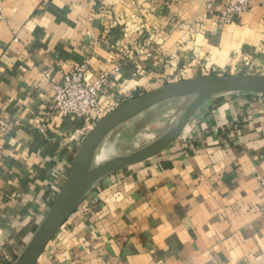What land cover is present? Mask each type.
<instances>
[{"label":"crops","instance_id":"1","mask_svg":"<svg viewBox=\"0 0 264 264\" xmlns=\"http://www.w3.org/2000/svg\"><path fill=\"white\" fill-rule=\"evenodd\" d=\"M228 2L1 0L0 264L18 261L111 108L179 70L206 76L197 58L211 52L213 70L264 75V0L224 24ZM116 60L87 118L44 117L64 74L86 63L96 77ZM98 147L82 200L36 264H264V95L172 99Z\"/></svg>","mask_w":264,"mask_h":264},{"label":"water","instance_id":"2","mask_svg":"<svg viewBox=\"0 0 264 264\" xmlns=\"http://www.w3.org/2000/svg\"><path fill=\"white\" fill-rule=\"evenodd\" d=\"M225 92L264 94V76L200 77L170 84L135 98L104 117L84 139L60 192L15 264H36L56 232L73 214L86 192L90 160L102 140L113 129L172 99L206 97ZM110 164L107 162L105 166Z\"/></svg>","mask_w":264,"mask_h":264},{"label":"built area","instance_id":"3","mask_svg":"<svg viewBox=\"0 0 264 264\" xmlns=\"http://www.w3.org/2000/svg\"><path fill=\"white\" fill-rule=\"evenodd\" d=\"M249 8V0H229L227 7L219 11L217 17L220 22L230 24ZM207 11H211L210 5L207 6ZM119 70L120 66L115 64L113 70L93 77L86 63L74 67L69 73L63 75L60 85L53 87L54 101L44 117L48 118L58 112L63 116L76 119L87 118L92 111L99 108V97L104 93L108 83L118 76ZM258 183L264 194V174L258 176Z\"/></svg>","mask_w":264,"mask_h":264},{"label":"rangeland","instance_id":"4","mask_svg":"<svg viewBox=\"0 0 264 264\" xmlns=\"http://www.w3.org/2000/svg\"><path fill=\"white\" fill-rule=\"evenodd\" d=\"M145 43V42H144ZM146 44V46H147V43H145ZM146 50V49H145ZM145 58H151L152 57V54L150 53V52H144L143 54H142ZM216 54H214V53H209V54H207L205 57H199V59L197 58V60H199V62L200 61H202V62H204V69H206V68H208L207 70H206V72H205V74H203V75H206V76H199V77H196L197 75H196V73H192V71H191V68L190 67H188L187 69H189V73H191V74H189L188 73V71L187 72H185V70H179V71H177L176 73H174L173 75H169V77H165V78H163V80H162V78H160L159 80H158V82H154V83H156L157 85H154V86H152V87H148V86H145V87H143V88H141V90H140V93L139 94H137V96L136 97H134L133 99H135V98H138V97H140V96H142V95H144V94H146V93H149V92H152V91H155V90H157V89H160V88H162V87H165V86H167V85H170V84H175V83H179V82H182V81H186V80H190V79H187L189 76L190 77H192L191 79H195V78H200V77H235V76H242V75H250V74H237V73H235V74H233V76H229V75H231V74H229V72L227 71V72H224V71H222V69L221 70H213L212 68H210V65H212L214 62H217L216 60V56H215ZM115 64H117V65H121V62H119L118 60H116V61H114V65ZM198 64V63H197ZM197 64H196V66H197ZM264 76V75H263ZM264 95V94H263ZM133 99H131V100H133ZM131 100H129V101H131ZM123 104H125V103H123ZM114 109H116L115 107L114 108H111L106 114H105V117L106 116H108ZM104 164V163H103ZM65 182V181H64ZM64 184V183H63ZM63 184H62V186H63ZM62 186L59 188V191L57 192V194H56V196L58 195V193L60 192V190H61V188H62ZM56 198V197H55ZM55 200V199H54ZM54 202V201H53ZM90 204H88L87 205V203L86 204H83L82 205V208H84V209H87V206H89ZM34 235V234H33ZM52 240V239H51Z\"/></svg>","mask_w":264,"mask_h":264},{"label":"bare ground","instance_id":"5","mask_svg":"<svg viewBox=\"0 0 264 264\" xmlns=\"http://www.w3.org/2000/svg\"><path fill=\"white\" fill-rule=\"evenodd\" d=\"M98 148H99V147H98ZM98 148H97V149H98ZM98 161H99V160H98ZM93 162H94V161H93ZM104 162H105V161H104ZM102 164H103V162H102ZM99 168H100V167H99ZM94 170H95V169H94ZM97 171H98V170H97ZM88 172H89V171H88ZM89 177H90V174H89Z\"/></svg>","mask_w":264,"mask_h":264}]
</instances>
